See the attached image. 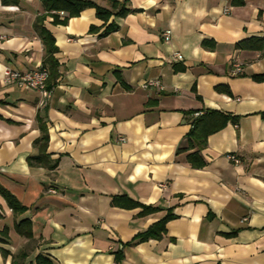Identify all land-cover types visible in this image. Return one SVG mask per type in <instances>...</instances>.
I'll return each instance as SVG.
<instances>
[{"label":"crops","instance_id":"0c3cea01","mask_svg":"<svg viewBox=\"0 0 264 264\" xmlns=\"http://www.w3.org/2000/svg\"><path fill=\"white\" fill-rule=\"evenodd\" d=\"M126 3L132 11L105 23L92 6L64 23L45 15L57 64L42 107L37 91L1 81L6 66L41 65V2L0 0V187L25 207L13 212L0 193V264L37 253L54 264H264V53L234 46L264 37V0ZM111 20L117 28L101 35ZM148 79L161 88L141 87ZM207 109L235 121L207 135L195 167L189 111ZM39 119L54 170L27 162ZM114 194L155 209L112 205ZM166 213L159 238L125 244ZM23 218L29 238L14 228Z\"/></svg>","mask_w":264,"mask_h":264},{"label":"trees","instance_id":"16d2710c","mask_svg":"<svg viewBox=\"0 0 264 264\" xmlns=\"http://www.w3.org/2000/svg\"><path fill=\"white\" fill-rule=\"evenodd\" d=\"M7 1V0H2ZM16 2L17 0H9ZM127 0H111V7L107 8L96 4L92 0H40L42 6V12L38 14L33 21V29L40 37L43 44V58L41 61V67L47 68L50 72L56 66L57 61L54 56L56 46L54 39L49 30L44 26L43 20L45 15H51L53 22L64 23L68 17L77 15L81 9L92 6L95 8V15L97 18L103 20L105 23L110 16H125L133 9L127 6ZM245 0H231L233 5H242ZM64 11L66 14L64 17L59 18L55 13L56 11ZM94 25L90 26L93 30ZM117 28V24L111 20L108 22L104 29L101 31V35H105ZM209 41L204 40L203 44H207ZM210 44V43H209ZM236 49H254L264 53V37L263 36H249L237 40L234 44ZM254 78H260L259 76H253ZM49 83V79H48ZM196 110L189 111L190 118V129L187 133V139L190 147H196L195 150L186 154V158L192 166H202L204 161L198 150L204 145L205 139L208 134L222 127L227 119L235 121L234 117L227 113H223L215 109H207L202 111L197 116H192ZM261 117L264 118V110L260 113ZM38 127L40 129V135L34 140L33 145L37 147L38 151L35 154L27 156V162L31 166H42L48 170H54L58 164V158H51L50 154L46 151L48 142V129L46 123L42 120H38ZM0 193L4 196L8 206L13 212H20L25 209L18 200L7 190L0 187ZM110 203L120 207H141L139 213L144 214L153 209L154 206L144 205L138 201L124 195L114 194L110 198ZM172 217L171 213H166L159 220L153 222L145 230L136 233L128 242L125 244H134L139 241L146 240L148 238H159L164 232V225L167 219ZM15 230L18 234L23 235L27 238L31 237V229L29 225V219L23 218L17 221L14 225ZM5 253V251L3 250ZM115 260L119 261L122 258L120 250L113 251ZM11 264H15L14 259ZM29 264H54V262L46 255L37 253Z\"/></svg>","mask_w":264,"mask_h":264},{"label":"built area","instance_id":"2783aa9c","mask_svg":"<svg viewBox=\"0 0 264 264\" xmlns=\"http://www.w3.org/2000/svg\"><path fill=\"white\" fill-rule=\"evenodd\" d=\"M170 31L165 30L163 32V38L165 40L169 39ZM178 58H181L180 54H176ZM234 72L238 73L241 70L240 64L237 62H233ZM49 79V71L45 67L38 66L34 69H27V70H19L15 68H11L6 66L2 70L1 74V81L3 84H12L17 87L26 88L35 90L40 94V106L44 107L47 104V101L51 95V88L48 83ZM158 87L161 88V84L157 79H148L142 82L141 87L148 88V87ZM201 112H194L193 116L199 115ZM123 139V138H121ZM229 158L237 161V158L230 154L228 155ZM164 186V184H161Z\"/></svg>","mask_w":264,"mask_h":264}]
</instances>
